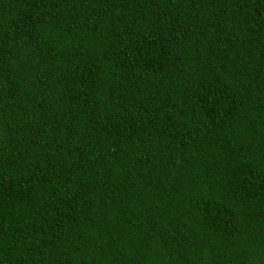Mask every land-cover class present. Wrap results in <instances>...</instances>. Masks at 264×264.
Wrapping results in <instances>:
<instances>
[{
  "label": "trees",
  "instance_id": "16d2710c",
  "mask_svg": "<svg viewBox=\"0 0 264 264\" xmlns=\"http://www.w3.org/2000/svg\"><path fill=\"white\" fill-rule=\"evenodd\" d=\"M0 264H264V0H0Z\"/></svg>",
  "mask_w": 264,
  "mask_h": 264
}]
</instances>
